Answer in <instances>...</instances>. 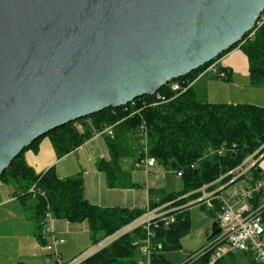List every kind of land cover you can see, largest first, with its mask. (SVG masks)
<instances>
[{
	"label": "water",
	"instance_id": "water-1",
	"mask_svg": "<svg viewBox=\"0 0 264 264\" xmlns=\"http://www.w3.org/2000/svg\"><path fill=\"white\" fill-rule=\"evenodd\" d=\"M263 11L264 0H0V175L51 130L201 68Z\"/></svg>",
	"mask_w": 264,
	"mask_h": 264
},
{
	"label": "trees",
	"instance_id": "trees-1",
	"mask_svg": "<svg viewBox=\"0 0 264 264\" xmlns=\"http://www.w3.org/2000/svg\"><path fill=\"white\" fill-rule=\"evenodd\" d=\"M237 46L248 58L252 85H264V24L253 36H250V32L247 33L233 47ZM224 53L177 80L193 81ZM227 73L228 76L224 79H230L231 72ZM154 101L159 103L152 105ZM136 110L139 112L134 113ZM111 125L114 136L106 133L102 135L108 148V158L97 162V167L106 175L108 187L129 188L141 185L133 181L131 172L121 163L124 158L136 155L140 159L144 155V145L139 135L141 125L146 127L148 133V155L169 170H182L180 177L183 187L180 190L149 189L150 194L159 196L157 200L148 202L151 208L166 203H171L170 207L178 206L203 195L202 188L205 186L216 181L217 186L228 183L234 178V169L250 156L258 158L264 152H258L264 144V106L251 103H212L199 96L193 86L180 93L165 85L154 95L142 96L127 105L107 107L70 121L33 141L0 175V185H15V193L24 200L25 209L31 211L36 226L35 235L40 243L47 244L43 221L49 210L52 211L54 219H64L72 223L87 222L93 231L94 243L114 234L146 212L145 207H106L94 204L86 198L82 173L60 177L54 166L38 173L24 157L27 149L33 148L37 151L42 137L48 136L60 158L84 144L97 131ZM133 139L135 144L131 142ZM263 159L264 156L248 175L235 179L231 184L243 177L250 181L258 179L264 172H259ZM193 163L196 166L191 168ZM32 187L34 190H31ZM211 188L212 186L207 190ZM191 192L193 193L190 196L185 197ZM256 196L259 197V194ZM32 197L36 199V204L26 206L25 200ZM220 207V201L215 200L214 208H209V211L215 214ZM175 218L168 226L160 223L158 227L151 228V262L167 260V252L182 248V238L192 227L191 211L184 208L178 210ZM98 231L102 232L100 238L96 235ZM147 235L143 227L126 233L109 246L89 256L84 264H138V247L133 242ZM214 251L215 249H211L203 254L198 259L199 262H209ZM16 264L26 263L19 261ZM215 264H236L235 252L219 257ZM249 264L259 263L251 257Z\"/></svg>",
	"mask_w": 264,
	"mask_h": 264
},
{
	"label": "crops",
	"instance_id": "crops-1",
	"mask_svg": "<svg viewBox=\"0 0 264 264\" xmlns=\"http://www.w3.org/2000/svg\"><path fill=\"white\" fill-rule=\"evenodd\" d=\"M217 62L220 67H223L227 72H231L230 79L219 78L212 74L206 76L199 73L197 78L193 80V87L199 96L212 103H251L264 106V85H252L248 58L239 46L225 51ZM102 138L104 139L102 135H94L81 146L59 158L51 139L45 136L40 140L38 150L29 148L25 151L24 157L26 162L38 173L47 170L51 166L56 168V172L60 177L82 173L86 198L100 206L135 208L143 207L150 200H157L159 196L155 193L150 194L149 189L156 190L161 189V187L147 188L141 185L129 188L108 187L105 173L97 167L99 160L108 158V148L107 145L102 144ZM104 143L106 144V142ZM260 167L264 171V159L261 161ZM133 181L139 183L138 179H133ZM250 183V180L243 177L224 188L221 193L234 196L240 188L247 187ZM131 189H137V196L134 199H132ZM16 190L17 188L13 184L0 185V264H16L19 261L26 264H59L52 253L46 250L37 239L35 235L36 226L31 217V211L25 209L24 200L19 198L15 193ZM125 190L127 191L126 194ZM146 196H148V200H145ZM151 196L156 198L151 199ZM25 201L26 206L36 204V199L33 197ZM189 210L192 217L191 230L182 238V248L172 251V253L179 252L181 256H176L177 261L175 262L164 260L151 262V264H197L188 260L191 254L207 244L212 233V225L216 220V213L211 214L207 207L199 206L191 207ZM196 218L205 220L210 228L206 232V239L201 246L190 251L184 249L185 241L193 239L196 235H201L193 230ZM54 224L57 234L67 239L58 246L59 253L65 262L88 251L96 244L92 243L91 239L86 243L80 242L75 236L82 234L88 238L90 229L88 223H72L64 219H54L53 226ZM90 242L92 243L91 247H89ZM81 264H84V262Z\"/></svg>",
	"mask_w": 264,
	"mask_h": 264
},
{
	"label": "built area",
	"instance_id": "built-area-1",
	"mask_svg": "<svg viewBox=\"0 0 264 264\" xmlns=\"http://www.w3.org/2000/svg\"><path fill=\"white\" fill-rule=\"evenodd\" d=\"M263 24L264 11L258 19L255 28L250 32V36H253L255 31ZM205 70L210 71L212 75L219 78H226L228 76L227 71L220 68L217 61L211 63ZM193 83L194 81L185 82L173 80L167 85L172 90L179 91L181 93L190 86H193ZM159 99L160 95L157 97V100ZM144 103L146 102L144 101ZM158 103V101H154L152 102V105H157ZM137 112H139V110L134 111V113ZM104 133L113 137V125L108 126L101 131H97L95 136H101ZM139 135L140 141L144 145V155L140 157L139 160L142 164H146L147 168L153 167L156 165L157 160L148 155V133L144 125H141ZM260 150H264V144L258 152ZM263 156L264 152L258 158L254 155L250 156L242 163V165L232 171V174H234L233 180L218 186V181L205 186L202 188V190H204L203 195L193 198L184 204L170 207L171 203H166L156 208H151L149 203H147L143 206L146 208V212L142 216L136 218L114 234L100 240L88 251L78 255L70 261H63L59 253L58 246L65 242V238L56 235L53 226V213L49 210L46 212V217L43 221L44 233L48 238L47 244L45 245L46 249L52 253L53 257L57 262H59V264H81L89 256L109 246L122 235L143 227L144 230L147 231L148 235L143 237V239H136L133 244L138 248H141L143 255L142 260L144 261L143 264H151L153 248V232H151L152 227H158L160 223H164L168 226L170 223L175 221V213L178 210L183 208L189 209L197 206H205L208 209H211L214 208L215 200H219L221 207L216 211L217 218L215 222H217V228H220V231L210 237L204 247L191 254L190 259L197 264H201L198 259L209 250L215 249L212 259L209 262L202 264H215V261L219 257L229 252L238 251L250 255L259 264H264V172L258 179L251 181L249 186L240 188L234 196L224 195L221 193L222 190L228 187L235 179L248 175ZM137 165H139V163H137ZM195 166V163L190 165L191 168H194ZM148 172L150 173V170H148ZM176 173L178 176H182V170L176 171ZM210 186H212V188L208 191L207 188ZM31 190H34V187H32ZM193 192L187 194L185 197L190 196ZM257 194H259V197L256 196ZM138 264L142 263L139 261Z\"/></svg>",
	"mask_w": 264,
	"mask_h": 264
},
{
	"label": "rangeland",
	"instance_id": "rangeland-1",
	"mask_svg": "<svg viewBox=\"0 0 264 264\" xmlns=\"http://www.w3.org/2000/svg\"><path fill=\"white\" fill-rule=\"evenodd\" d=\"M201 73L206 75V76L211 74L210 71H208V70L206 71L205 69L203 71H201L200 74ZM101 140H103L102 144L106 145L104 143L105 140L103 138ZM131 142L133 144H135V139L131 140ZM121 163H122V166L124 168H126L127 170H129L131 172L133 179L139 180V183L141 184V186H145L147 188L148 187H156V188L161 187L163 190H166V191L180 190L183 187V181H182L181 177L177 175L176 171H174L173 169L168 170L165 166H163L162 164H160L158 162L156 163V165L154 167L147 168L146 164H142L140 162L138 156L135 155V156H131V157L122 159ZM137 163H139V165H137ZM148 170H150V173L148 172ZM93 186H94V184H93ZM136 190L137 189H131V191H130V192H132L131 193L132 199H134L137 196ZM126 193H127V191L125 192V194ZM155 198L156 197L151 196V199H155ZM145 200H148V196L145 197ZM205 214H206V212H205ZM85 223H87V222H85ZM209 228H210L209 224H207L205 220H198L196 218L193 230L200 233L201 235H198V236L196 235L191 240L187 239L185 241L184 249L192 251L194 248L201 246L202 242L206 239V232L208 231ZM54 230H55L56 235H58L55 224H54ZM92 234H93V231L89 229L88 238L86 235H82V234H78L75 236L77 237L78 241H80V242L86 243L88 240L90 241V239H91V242L93 243L94 240L92 238ZM96 235L98 238H100L102 236V232L98 231L96 233ZM63 238H65V237H63ZM65 240L67 241L66 238H65ZM91 242H90L89 247L92 246ZM42 245L46 249L45 244H42ZM136 252H137V256H138L140 263L143 264L144 261L142 260L143 255L141 252V248H137ZM176 256H181V254L179 252H175V253L167 252V260L168 261H166V262L177 261ZM235 259H236V264H249V260L251 259V257L244 252L238 251V252H235Z\"/></svg>",
	"mask_w": 264,
	"mask_h": 264
}]
</instances>
